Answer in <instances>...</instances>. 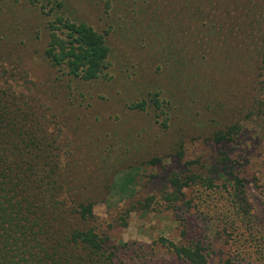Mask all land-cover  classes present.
I'll return each mask as SVG.
<instances>
[{
	"label": "rangeland",
	"instance_id": "obj_1",
	"mask_svg": "<svg viewBox=\"0 0 264 264\" xmlns=\"http://www.w3.org/2000/svg\"><path fill=\"white\" fill-rule=\"evenodd\" d=\"M58 16L104 35L96 79L45 57ZM0 95L51 121L76 195L94 202L73 222L101 236L105 264H191L162 238L200 244L206 264H264V0H0ZM185 172L216 187L173 199Z\"/></svg>",
	"mask_w": 264,
	"mask_h": 264
},
{
	"label": "trees",
	"instance_id": "obj_2",
	"mask_svg": "<svg viewBox=\"0 0 264 264\" xmlns=\"http://www.w3.org/2000/svg\"><path fill=\"white\" fill-rule=\"evenodd\" d=\"M49 26L43 50L51 65L84 80L96 79L109 54L104 35L85 21L60 16ZM10 98L0 95V104H5L0 106V264H105L100 256L101 236L92 226L79 227L73 222L93 218L94 202L76 195L75 172L62 166L57 135L49 130L51 121L36 107L13 103ZM136 106L143 108L140 103L130 108ZM239 131L238 125H230L215 132L213 140L231 141ZM228 161L222 153L223 169L216 173L218 177H225ZM226 180L237 188L241 185L235 174ZM169 181L176 191L173 199H179L178 192L192 184L216 187L211 177L194 172L173 173ZM221 186L226 189L225 184ZM239 192L244 201L243 190ZM161 241L191 264L207 262L198 243ZM218 264L233 262L226 258Z\"/></svg>",
	"mask_w": 264,
	"mask_h": 264
}]
</instances>
